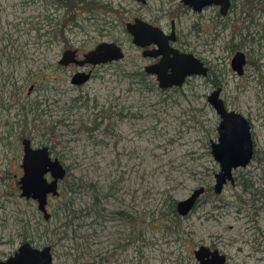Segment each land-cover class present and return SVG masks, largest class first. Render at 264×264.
<instances>
[{
    "label": "rangeland",
    "instance_id": "obj_1",
    "mask_svg": "<svg viewBox=\"0 0 264 264\" xmlns=\"http://www.w3.org/2000/svg\"><path fill=\"white\" fill-rule=\"evenodd\" d=\"M69 2L0 0V261L31 242L52 246L53 264H196L201 246L218 249L226 264H264V0H238L224 20L184 18L180 29L210 74L166 91L132 78L137 55L123 30L141 8ZM196 23L208 32L206 48L194 44ZM111 41H125L124 59L70 88L71 71L57 68L68 45L86 52ZM239 51L243 76L230 67ZM217 88L227 110L248 121L254 147L219 195L210 144L220 118L207 102ZM24 138L67 170L48 200V222L19 197ZM200 187L194 211L175 218V205Z\"/></svg>",
    "mask_w": 264,
    "mask_h": 264
},
{
    "label": "water",
    "instance_id": "obj_2",
    "mask_svg": "<svg viewBox=\"0 0 264 264\" xmlns=\"http://www.w3.org/2000/svg\"><path fill=\"white\" fill-rule=\"evenodd\" d=\"M143 2L144 0H134ZM182 2L199 12L204 6L211 4L221 7V14L225 15L229 0H182ZM137 24L127 25L129 34L133 37V44L143 47L144 43L139 39L143 32H135ZM150 33L151 40L158 43L159 30L144 26ZM168 53V52H166ZM164 54V53H163ZM72 53L66 51L60 65L66 66L74 60L71 59ZM120 48L113 43L99 44L93 51L85 54L84 61L80 64L89 63L92 65L105 64L118 61L122 58ZM176 60L165 58L157 67H151L148 71L157 74L160 88L182 86L184 79L190 76L205 77L207 69L192 54L177 56ZM246 64L243 52H236L230 62V67L237 76H243L244 66ZM159 69V70H158ZM170 69L171 74H160V71ZM151 70V71H150ZM81 77L80 74L75 78ZM83 78V77H81ZM80 82V81H79ZM82 82V81H81ZM221 88L215 89L208 97L207 102L219 116L220 122L217 128V142H211V155L219 165V172L215 175V184L213 192L219 195L222 188L227 184L233 185L234 179L232 172L238 168H245L251 162L254 154V147L248 121L239 113L227 110L223 100L220 98ZM22 175L19 178V197L25 200L36 202L37 210L42 214L45 221L50 220V214L47 211L48 196H56L57 183L65 177V170L61 163L55 159L51 160L46 147L33 149L29 140L24 139L21 142ZM49 173L51 181L49 182L45 175ZM204 189L195 190L185 200L176 205V212L180 217L187 216L195 207L197 200L203 194ZM197 264H224L225 256L219 254L217 250L211 252L206 246H201L193 253ZM51 253L49 247L43 249H34L29 244L21 245L17 252L6 261L0 264H51Z\"/></svg>",
    "mask_w": 264,
    "mask_h": 264
},
{
    "label": "flooded vegetation",
    "instance_id": "obj_3",
    "mask_svg": "<svg viewBox=\"0 0 264 264\" xmlns=\"http://www.w3.org/2000/svg\"><path fill=\"white\" fill-rule=\"evenodd\" d=\"M128 1L131 2L132 4H134L137 8H141L140 12H135V15L131 16L129 18V21L124 24V30H123L124 34L126 35L125 41L128 40V42L130 43V47L132 48V50L137 55V60L135 62H133V64H132V66L135 68V70L132 73V78H134L137 81V83H139V84L140 83L145 84V82H147L149 85H151V83H152V85L153 84L157 85V87L160 90L166 91V90H178V89L182 88L184 85H186L192 79H196L198 76L186 77L184 79L182 86H180V87H171V88H166V89L160 88L157 74H155L153 72H149L148 70L151 67L154 68V67L159 66L161 61L164 60L165 58L175 61L176 60L175 58L177 56L192 54L207 69V75L206 76H208L210 74L209 72H210L211 68L209 67V64L206 63L203 59H201L200 56L195 55L193 53V50L191 49V44H193V42L189 41L187 39V37L185 36V34L183 33V30L180 29L181 21L184 18L191 17V16L198 18L200 21L201 20L202 21H207V20L217 21L218 17L222 18L224 20L225 18H228L230 13L235 10V7H236L238 0H229L225 15L221 14V12H220L221 7L218 5H214V4H211L209 6H204L199 12H195L193 10V8L185 5L182 2V0H160L159 4L154 8L149 7L148 0H144L143 2H136L134 0H128ZM119 10H122V9H119ZM135 24H137L135 26L136 27L135 32L137 34H139L138 32H143V36L141 34H139V36H142L139 40L144 43L143 47H140V46L133 44V37L131 36V34H129V32L127 30V25L133 26ZM144 26H149L150 28H156L159 30L160 33H159L158 40H157L158 43L151 40L152 38L150 37V33H148V30L145 29L146 27H144ZM191 29H192V32L194 33V37H195L194 42H196V43H194V44L197 46H200V47L202 46L203 48H206L208 42L206 40H204L203 38H205L204 34H206L208 32L204 33V31L200 27V23L192 24ZM209 36L210 37L213 36V34L211 33V28H210ZM56 37L57 36L52 37V39L50 41H48L46 44H52L53 41H55ZM53 38H54V40H53ZM124 42L123 41L108 42V43H113L116 46H118L120 48V51H121L123 56L118 61L108 62L105 64H99V65H92L89 63L80 64V62L84 61L85 54L93 51L99 44H102L105 42L97 44L91 50L86 51V52L82 51L79 47H74L72 45H68V48L61 54V57L57 62V68L62 70V71H71L69 74L70 75V77H69L70 88H72L73 90L82 89L87 84H89L90 81H92L94 79V75L96 74L95 72L97 70H101L102 68H105L108 66H114L119 61L124 59L125 53H126ZM250 42H251V40H250ZM66 51L72 53L71 59H73L74 61L69 63L66 66H63V65L59 64V61L62 59V56ZM166 52H168V53H166ZM245 59H246V55H245ZM163 73L165 75H169V74H171V71H170V69H168L166 71L161 70L160 74H163ZM78 74H80V76L83 78H81V77H79L78 79L75 78V76H77ZM212 84H213V82H212ZM32 89H33L32 87L29 88V93L31 92ZM213 91L214 90H212V92ZM75 100H76V102H81L80 99H75ZM117 118L119 119V115H117ZM24 139H22V141ZM27 140H29V139H27ZM29 142H30L31 147L33 149H37V148L33 147L30 140H29ZM43 147H46V146H43ZM38 148H42V147H38ZM21 149H22V146H21ZM48 152H49V157L51 160L57 159V158L52 156L49 149H48ZM61 165L66 172V174H65V177H66L67 170L63 166L62 163H61ZM21 175H22V170H21ZM45 178L49 182L52 180L49 173H47L45 175ZM62 180L58 181V183H57L58 194L56 196L49 195L48 200L50 198H58V196L60 194L59 189H60V184H61ZM18 188H19V186H18ZM28 201H32V200H28ZM34 203H36V202H34ZM47 204H48V202H47ZM176 205H175V211H176ZM46 208H47V206H46ZM94 208L92 207V209L89 210L91 216H95L96 213L99 214V212L100 213L102 212V210L99 208V206H97V208H95V209ZM119 214L121 216L128 217L125 213H119ZM40 215L42 216L41 213H40ZM102 217H103V215H102ZM178 217L184 218V217H180L179 215H178ZM185 217H187V216H185ZM104 218L106 220L111 219L108 216H106ZM50 220H51V215H50ZM50 220H48V221H50ZM48 221H46V222H48ZM23 244H29L32 248L39 249V250L44 248V247L37 248V247L33 246L31 242H25V243H22L21 245H23ZM21 245H19V247ZM45 247L50 248V253L52 256L53 255L52 254V246H45ZM18 248L16 249V251L13 252L12 255H9L4 260L0 261V263L4 262L8 258L12 257L17 252ZM207 248H209V247H207ZM209 250L211 252H213L214 250H217L219 252V254L224 255L223 253H220V251L218 249L209 248ZM195 262L197 264L196 260H195ZM226 263H227V257L225 256V263L224 264H226ZM51 264H53V256L51 259Z\"/></svg>",
    "mask_w": 264,
    "mask_h": 264
},
{
    "label": "trees",
    "instance_id": "obj_4",
    "mask_svg": "<svg viewBox=\"0 0 264 264\" xmlns=\"http://www.w3.org/2000/svg\"><path fill=\"white\" fill-rule=\"evenodd\" d=\"M54 2H56V3H58L60 6H63V5H65V6H67V7H71V4H69L70 2H69V0H53ZM81 2H84V0H80ZM73 20V17L72 18H70L69 19V21H72ZM213 85L214 86H218L216 83H215V81L213 82ZM196 208V206L194 207V209ZM194 209H193V211H194ZM173 213V215H174V217L175 218H177V219H179V217H178V215L176 214V213H174V212H172ZM53 236H55V234H53ZM64 238V237H63ZM62 238V239H63ZM61 240V239H60Z\"/></svg>",
    "mask_w": 264,
    "mask_h": 264
}]
</instances>
